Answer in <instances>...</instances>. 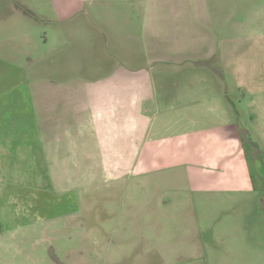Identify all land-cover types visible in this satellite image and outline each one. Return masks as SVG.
Wrapping results in <instances>:
<instances>
[{
	"label": "crops",
	"instance_id": "crops-1",
	"mask_svg": "<svg viewBox=\"0 0 264 264\" xmlns=\"http://www.w3.org/2000/svg\"><path fill=\"white\" fill-rule=\"evenodd\" d=\"M0 1L10 5L3 9L9 15L47 26L38 56L39 47H31L29 37L11 45L16 52L21 45L28 65L25 72L15 69V77L26 91L30 155L46 164H85L92 179L98 164L110 195L121 196L118 221L105 238L123 234L119 227L151 221L157 227L152 209L171 191L184 193L185 204H192L193 192L202 200L211 193L229 194L237 197L228 240L233 249L242 245L246 251L241 239L250 227L245 224L249 229L243 230L244 199L238 194L243 189L256 196V190L241 149L249 146L255 163L262 158L264 164V0H47L54 16L36 14L23 0ZM195 76L205 80L188 79ZM210 115L218 117V142L201 135L203 127L192 121ZM194 137L200 141L199 158L193 156ZM255 172L264 181V166ZM60 176L53 172L50 180ZM150 189L154 194L148 195ZM144 196H153L152 204L143 205ZM192 223L186 222L187 230L196 237L189 242H199ZM93 230L86 231L87 242L98 250ZM107 246L101 264L160 256L116 254L112 251L119 247ZM95 255L90 252L88 264ZM52 257L65 264L53 252ZM234 261L264 264V254L251 251L235 255Z\"/></svg>",
	"mask_w": 264,
	"mask_h": 264
},
{
	"label": "rangeland",
	"instance_id": "rangeland-1",
	"mask_svg": "<svg viewBox=\"0 0 264 264\" xmlns=\"http://www.w3.org/2000/svg\"><path fill=\"white\" fill-rule=\"evenodd\" d=\"M23 1L38 15L54 16L47 0ZM0 2V264H56L52 252L65 264H88V256L92 252L96 255L91 259V264H101L105 258L106 244L108 248L119 247L112 251L116 254H160L153 260H136L132 264H234L239 259L233 263L235 255L248 256L251 251H255L256 255L264 254V181L255 175V169L258 166L263 168L264 164L261 163L262 158L255 163L246 145L241 149V154L252 178V188L256 190V196L252 195L253 191L249 196L243 189L238 194L247 205H244V200L241 201L242 229L247 231L250 227V232L241 239L246 251L242 245H236L233 249L235 244L228 240L227 233L233 223L228 219L232 217L233 199L237 197L229 194L219 197L211 193L202 200L199 193L193 192L192 204H185L184 193L171 191L169 197H160L164 201L152 209L157 227H153L152 221L143 223L142 227H119L123 234L118 232L114 240L106 239L105 231H109L111 224L118 221L115 213L121 196L110 195L109 181L100 172L98 164L93 165L96 179H92L87 174L85 164H46L30 155L26 91L21 79H16L18 75L15 77V69L25 72L28 65L20 51L21 45L17 43V52L13 47L11 49V45L15 44L16 39L29 37L31 47H39L35 51L38 56L43 49L41 34L47 30V26L42 21L36 23L18 13L9 15V11L4 12L3 9H8L10 5ZM188 79H200V76ZM207 87L211 88V85ZM231 99L235 102L233 97ZM204 113H208V110ZM211 116L193 117L192 121L194 126L203 127L201 135L206 133L209 141L218 142L215 122L218 117ZM199 118L201 123L197 124L196 119ZM198 141L194 137L193 156L196 158L201 156ZM211 152L213 163H216V151L211 148ZM175 169L178 171V168ZM53 172L61 173L60 178L63 179L50 180ZM151 194L154 192L150 189L148 195ZM144 198L147 201L143 205L152 204L154 199L153 196ZM259 200L262 201L260 206ZM127 202L130 204L132 201ZM217 203H221L224 209L218 208ZM159 208L162 212H159ZM192 213L196 218L192 217ZM190 221H193L199 242H189L196 237L194 232L190 235L187 230L186 222ZM89 227L95 229L91 234L101 243L97 245L98 250L87 242L89 235L86 231ZM220 230L223 238L220 237ZM230 245L232 252L227 250L225 253L222 248ZM217 251L222 252L221 259L217 257ZM77 254L79 256H72Z\"/></svg>",
	"mask_w": 264,
	"mask_h": 264
}]
</instances>
